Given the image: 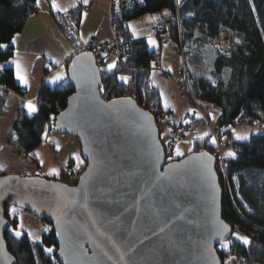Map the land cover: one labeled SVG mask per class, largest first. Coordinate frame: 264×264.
Returning <instances> with one entry per match:
<instances>
[{"label": "water", "instance_id": "water-1", "mask_svg": "<svg viewBox=\"0 0 264 264\" xmlns=\"http://www.w3.org/2000/svg\"><path fill=\"white\" fill-rule=\"evenodd\" d=\"M67 79L73 92L52 129L77 139L84 169L73 185L0 176V264H17L4 238L10 207L50 225L59 264H224L216 229L228 226L226 242L234 228L222 217L215 156L167 161L149 112L131 97L101 98L92 51L70 59Z\"/></svg>", "mask_w": 264, "mask_h": 264}, {"label": "trees", "instance_id": "trees-1", "mask_svg": "<svg viewBox=\"0 0 264 264\" xmlns=\"http://www.w3.org/2000/svg\"><path fill=\"white\" fill-rule=\"evenodd\" d=\"M140 1L143 6L129 15L113 8L111 26L116 36L123 42L126 53L121 61L117 60L111 71L101 67V61L96 58L101 76V85L98 89L101 98L105 100L117 97L133 98L142 109L154 117L160 136V123L166 113L161 108L159 94L150 83L147 71L151 68L154 59H158L159 53L149 49L144 38H135L127 22L147 13H160L164 9L172 10L173 2L172 0ZM35 5L36 0H0V43L8 45L7 48L0 49V64L13 56L12 39L23 29L28 16L35 11ZM82 7L83 4H80L64 15L52 12L62 33L76 49L72 57L84 50L93 52L90 47L83 49L77 43ZM178 16L181 30L180 43L185 48L182 54L183 69L191 75V88L195 99L218 112L219 116L214 121L215 126L230 127L245 124L262 128L264 126V0H186L178 11ZM221 31H228L230 34L228 57H222L216 50H212L218 42ZM208 49H211L213 62L217 65L215 75L221 76L217 81L218 86L206 77L193 76L188 66V58L193 52L208 51ZM212 65L214 70V64ZM120 76L129 79L124 82L119 79ZM0 86L4 88V91L0 90L1 114L6 96L4 92L20 91L11 67H0ZM72 92L67 77L55 86L44 84L36 96L37 112L26 115L21 108L10 126L7 142L13 144L18 153L25 150V158L31 159V153L41 145L44 135L54 134L52 126L49 127L47 122L65 108L67 98ZM192 118L188 127L205 124L203 118ZM230 132L229 128L228 135H231ZM230 142L225 153L230 196L223 204L222 217L239 236L247 237L250 243L244 245L232 235L226 250L220 246L219 250L223 252L220 256L221 259L233 256L241 264H264V132L251 135L244 141ZM161 143L167 161L182 158L170 159L165 147L166 143L162 141ZM199 151L216 155V147L209 142V136L203 141H195L191 152ZM229 152L235 153V157H229L227 155ZM84 166L85 163L76 174L79 175ZM3 174L5 173L0 172V176ZM52 178L67 183L65 177ZM9 210L10 208L6 210L8 216ZM9 219L12 229L9 228L4 233V238L17 264H59L55 257L56 245L51 227L48 232L41 234L39 241L33 243L25 231L20 237H16L18 217L15 215L14 218L9 217ZM47 248H51L52 253L46 252Z\"/></svg>", "mask_w": 264, "mask_h": 264}, {"label": "crops", "instance_id": "crops-1", "mask_svg": "<svg viewBox=\"0 0 264 264\" xmlns=\"http://www.w3.org/2000/svg\"><path fill=\"white\" fill-rule=\"evenodd\" d=\"M91 3L92 5L90 7ZM91 3H84V0H56V4L60 9L57 11L52 8V0H40L39 6H37L36 0L35 11L28 16L23 29L14 36L15 43L13 44L11 42L13 56L8 61L0 64V67H11L13 69L15 83L19 88H24L27 91L28 100H20L12 94L4 97V104L0 114V172L23 176L39 175L51 178L65 174L68 170L69 172H78L79 169L73 168L75 162L72 158L70 159V161H73L72 164L70 161L68 164H64L57 150L50 148V143H54L57 146L59 145V141H57L56 138H52L54 136L51 134H47V138H45V140L43 139L41 145L31 153V159L19 156L16 147L7 142V135L12 122L17 118L18 111L21 108L24 109L26 115H32L37 112L36 96L44 84L55 86L67 77V64H69L76 49H74L62 33L52 16V12L64 15L68 14L72 8L80 4L89 6L90 9L88 13L82 12L80 21V27L84 26L86 31H82L83 34L81 35L80 31H78V35L81 39L82 37L84 38L85 34L86 41H81L79 45L80 48L84 49L90 44H97L98 47L95 51L98 52V56H96V58H100L101 64L106 67L105 62H107V60L104 59V57L113 54L110 43L114 37L109 19V5L104 9H98L99 12H95L93 6H97V4ZM154 24L151 29L145 27L135 35H133L131 28H128L135 38H144L147 45L149 43V37L156 43V47L155 44H153V47L149 49L159 53L158 61L160 62L161 68L169 74V77H164L153 70L149 73V80L154 89L158 92L161 108L166 113L164 121L167 122L168 126L171 124L176 125L179 124L186 113H189L190 109L189 103L187 102L188 100L182 96L177 86V80L179 79L183 67L177 72H173L175 69L172 68L171 62L164 60L162 45L157 41L155 36ZM169 49L170 53L177 52L175 46H170ZM13 61L19 63L21 74L25 77L26 82H21L17 79L16 63H13ZM58 74L61 75L62 78L53 83V77ZM1 95L3 96V94ZM29 102L35 106V111L30 112L27 107ZM165 104L168 106L165 107ZM204 106L205 113L213 120H216L219 116L218 112L207 105ZM200 116L202 115L199 114V116H197L194 113L192 114V117L195 119L201 118ZM191 119L193 120V118ZM197 127L199 126L192 125L188 130ZM188 130L186 132H188ZM254 132L257 133H252L253 135L263 133L264 126L262 128L258 126L257 129H254ZM191 134L192 136L196 134L195 130H192ZM206 138L207 135L198 139L204 140ZM51 169H56L57 173L49 175L48 173ZM70 169L72 171H70Z\"/></svg>", "mask_w": 264, "mask_h": 264}, {"label": "rangeland", "instance_id": "rangeland-1", "mask_svg": "<svg viewBox=\"0 0 264 264\" xmlns=\"http://www.w3.org/2000/svg\"><path fill=\"white\" fill-rule=\"evenodd\" d=\"M91 2H93V4H97V6L96 5L93 6V9L95 12H99L98 9H100V8L104 9L106 6L109 5L108 0H88L87 3L89 4ZM91 5H92V3L90 4V7H91ZM158 17H159V12L147 13V14H144V15L138 17V18L130 20L128 22V24L132 26L131 30L133 32H135V34H136L137 32L141 31L145 27L147 29H151L153 24L154 23L156 24V18L158 19ZM110 23H111V20H110ZM77 31H80V35H81V34H83L84 31H86V28L84 26L80 27V25H79ZM85 39H86L85 34H84V38L82 37V39L77 34V43L78 44H80L81 41H84ZM150 47H153V44L149 45V43H148V48H150ZM155 47H156V43H155ZM169 47L170 46L162 45V49L164 52L163 58H164V60H168L169 62H171L172 68L175 69V70L173 69L174 70L173 72H177L181 67H183L184 61L178 52L170 53ZM212 50L215 51V48L212 47ZM93 52H94L95 56H98L97 51L94 50ZM212 56L213 55L211 53V49H208V51L196 50L195 52H193L189 56L188 66L190 67L191 74L193 76L206 77L210 81L216 83L214 85H217V81H219L221 79V76L217 77L215 75V74H217V65H215V62H213ZM98 59L100 60V58H98ZM104 59L107 60V62H105V66L107 68H108V65L113 64L114 62L115 63L117 62V57L114 54L106 55L104 57ZM212 64H214V70H213ZM100 66L104 67V65H102V64H100ZM108 71H109V69H108ZM223 72L224 71H222V74H223ZM223 79H224V82H226V77H224ZM14 96H16V95H14ZM16 98H18L20 100H26V99L28 100L27 91L22 98H19L18 96H16ZM198 105L200 106V108H199L200 111L198 109L194 110L193 108L189 107L190 109L193 110V111H191V112L189 111V112L194 113V114H197V113L200 114V112L203 111L205 113L204 104L198 101ZM211 120L215 121L212 118H211ZM190 121L187 124H185L186 125L184 127L185 130L182 129L180 123L176 124V125L171 124L168 126L166 121H164V120L161 121V123H160V139H161V141L164 143H170V142L173 143L172 148L166 147L168 149L167 154H168L169 158L170 157L171 158H180V157H184L187 154H189L193 150L195 140L197 139L196 141H203V140H200L198 138L206 136L205 133H207V137L209 136V142L212 143L213 137L211 135L210 129H209L206 121H205V124L200 125L197 128L188 130L189 129L188 125L191 123ZM229 128L231 131V136L233 137L234 141H244V140L235 139L234 133L239 134V135L247 134L248 138L251 135H253L252 133H254V134L257 133V132H254V129H257V127H255L253 125L238 124V125L230 126ZM172 129L173 130L177 129L178 131H181V134H182L178 139L173 140V141L171 140V137H170ZM187 130H188V132H186ZM192 130H195V132H196V134H194L193 136L191 134ZM184 134H185V137L183 138ZM51 135L54 136L52 138H56V140L59 141V145L57 146L54 143H50L49 144L50 148H54L57 150V152L59 153V157L63 160L64 164H66V163L68 164V162L72 158V160L75 162V164H73L74 165L73 168L80 169V167L83 166L84 161H83V158L81 155L80 146H79L77 139L73 136H69V135H65V134H61V135L51 134ZM45 138H47L46 135H44L43 139L45 140ZM220 143H221V145H220L219 151L224 156V154L228 151L227 146L231 142H229V139L227 138V136L224 135L221 137ZM212 144H214V143H212ZM177 147L179 148L180 152L182 153V155H180V156L175 155V151H176ZM75 156H79V161H77L75 159ZM224 160H225V156H224ZM73 161H70L71 164L73 163ZM70 171H72V170L70 169ZM68 173H70V174L68 175ZM78 176H79L78 174L74 173L73 171L69 172V170H68L67 173L65 172V174L59 175L58 177L59 178L65 177V179L67 180V183L69 185H73L76 183ZM60 182H62V181H60ZM12 209H15V212H13ZM15 215L18 217V221H19L17 230H19L21 233L23 231H25L29 235V238L33 243L39 241L41 239V234L43 232H48L50 229L49 224L41 221L40 219L33 216L29 212H27L23 209H20V208L10 207L9 217L14 218ZM9 228L12 229L11 225ZM233 234L238 235V233L236 231H234ZM233 237H235V236L233 235ZM228 241H226L227 244H228ZM50 253H52V252H50ZM223 261H224V264H241V262H239L233 256H227L225 259H223Z\"/></svg>", "mask_w": 264, "mask_h": 264}, {"label": "built area", "instance_id": "built-area-1", "mask_svg": "<svg viewBox=\"0 0 264 264\" xmlns=\"http://www.w3.org/2000/svg\"><path fill=\"white\" fill-rule=\"evenodd\" d=\"M109 1V19H112L113 14V8L120 11L122 14L129 15L135 10H139L143 5L140 0H108ZM173 2V9H164L159 13V17L157 19V22L154 27L155 36L157 38V41L161 45L166 46H175L178 49V53L181 55L185 50V48L182 47L181 42V30L179 28V16L178 11L184 6L186 0H179V3H177V0H172ZM89 6L85 5L82 7V12L86 13L89 11ZM113 29V28H112ZM114 37L110 43V47L112 50V53L117 57V60L121 61L126 53V48L123 44V42L116 36V33L113 29ZM230 34L228 31H221L219 34V39L217 44L215 45L216 52L222 56V57H228L230 56ZM86 47H90L91 49L97 50L98 45L97 44H90ZM157 71L164 77H169V74L161 68L160 62L158 59H154L152 62L151 68L147 69L148 75L151 71ZM177 86L181 91V94L183 97H185L188 100L190 108L198 109L200 106L198 105V101L195 99L193 95V91L191 88V75L184 71V69H181L179 79L177 80ZM0 90L4 91V88L0 86ZM26 93V90L24 88H20V91L17 93L11 92V91H5L4 94L6 96L10 94H14L18 96L19 98H22L24 94ZM200 111V110H199ZM202 115L201 117L206 121L211 135L213 138H215V147H216V164H215V170L218 175L219 184L222 189V196H223V204L225 200L230 196L229 193V187L227 184V174H228V163L224 160L223 154L219 151L220 148V139L222 136H227L229 139V142L233 140L231 135L229 134V127L223 126V127H216L214 124V121L211 120L208 114L204 113L203 111L200 112ZM192 118V113H186L184 118L179 122L182 129L185 130V124H187ZM187 121V123H185ZM53 119H49L47 124L49 127L52 126ZM181 129V130H182ZM181 131H178L177 129L171 131V140H176L181 136ZM170 140V141H171ZM173 143H166L165 147L172 148ZM168 151V149L166 148ZM19 156L25 157L26 151L21 150L19 151ZM70 173H68L69 175ZM223 207V206H222ZM219 253L222 254L223 252L219 250Z\"/></svg>", "mask_w": 264, "mask_h": 264}, {"label": "snow or ice", "instance_id": "snow-or-ice-1", "mask_svg": "<svg viewBox=\"0 0 264 264\" xmlns=\"http://www.w3.org/2000/svg\"><path fill=\"white\" fill-rule=\"evenodd\" d=\"M87 2H88V0H84V3H87ZM39 3H40V0H37V6H39ZM177 3H179V0H177ZM52 8L54 10H57V11L60 10L58 8L57 4H56V0H52ZM128 27L131 28L132 26L131 25H128ZM133 35H135V32H133ZM148 42H149L150 45L155 44V41L152 40L151 37H149ZM12 43L13 44L15 43V37H13ZM7 47H8V45L3 44V43H0V49H4V48H7ZM13 63H16L17 79L20 80L21 82H26L25 81V77L21 74V70H20L19 63L16 62V61H13ZM114 66H115V62L113 64L108 65L109 71H111ZM61 78H62V76L58 74L57 76L53 77L52 82L54 83L57 80H60ZM119 79L122 80V81H124V82H127L129 78L126 77V76H120ZM161 95H163V94H161ZM167 106L168 105L165 104V107H167ZM27 107L29 108L30 112L35 111V106L31 102L28 103ZM189 111L191 112L193 110L192 109H189ZM196 115L199 116L198 113ZM185 123H187V121H185ZM205 135H207V133H205ZM234 135H235V139H237V140H247L248 139L247 134H245V135H239V134H235L234 133ZM212 143H215V138H213ZM175 155L176 156L182 155V153L180 152V150H179L178 147H177V149L175 151ZM202 155H206V154H202ZM227 155L229 157H233V158L235 157V153H233V152H229V153H227ZM75 159L77 161H79V156H75ZM170 159H171V157H170ZM208 160L210 161L211 160V157H208ZM205 167H207V165H205ZM56 173H57V170L56 169H51L48 174L49 175H53V174H56ZM72 203H75V201L73 200ZM12 211L15 212V209H12ZM227 231H228V226L227 225L219 224L217 226L216 234L218 236H220L221 241H222L221 247L223 249H225V250L227 249L228 245H227L226 242H223V238H224V233L227 232ZM15 235H16V237H20L21 236V232L19 230H16L15 231ZM101 235H103V233H101ZM233 235L236 237L237 240H239L240 242H242L244 245H248L250 243V241H249V239L247 237H242V236H239L237 234H233ZM109 239H110V237H109ZM45 251L48 252V253H50V252H52V249L51 248H47V249H45Z\"/></svg>", "mask_w": 264, "mask_h": 264}]
</instances>
